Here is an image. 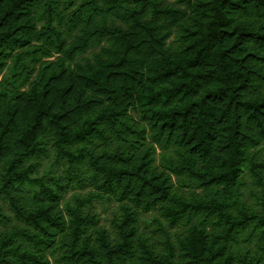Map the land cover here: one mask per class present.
Returning a JSON list of instances; mask_svg holds the SVG:
<instances>
[{
  "label": "trees",
  "instance_id": "trees-1",
  "mask_svg": "<svg viewBox=\"0 0 264 264\" xmlns=\"http://www.w3.org/2000/svg\"><path fill=\"white\" fill-rule=\"evenodd\" d=\"M260 146L264 0H0V264H264Z\"/></svg>",
  "mask_w": 264,
  "mask_h": 264
},
{
  "label": "rangeland",
  "instance_id": "rangeland-1",
  "mask_svg": "<svg viewBox=\"0 0 264 264\" xmlns=\"http://www.w3.org/2000/svg\"><path fill=\"white\" fill-rule=\"evenodd\" d=\"M259 149L260 155L264 156V146H260ZM51 163H54L53 153H50L49 155H46L39 159L38 172L43 173V169L48 167V165H50ZM244 180L245 185L242 188V197L249 206L257 208L255 199L250 194V190L256 188V186L253 184L251 178L247 175V173L244 174ZM70 196L71 191H67L66 197L69 198ZM85 210L97 214L98 219L96 226L105 227L112 240L117 237L116 227L113 222L114 213L118 210V203L116 201H114L113 199H95L91 204L85 206ZM153 214L154 212L144 213L141 215L140 220V230L145 235H149L151 238L157 236V233L155 235H153L152 233L155 229V223L152 222ZM247 244H251V246H254V240L247 242Z\"/></svg>",
  "mask_w": 264,
  "mask_h": 264
}]
</instances>
